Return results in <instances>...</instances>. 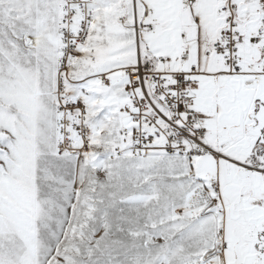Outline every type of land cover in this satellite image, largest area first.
I'll list each match as a JSON object with an SVG mask.
<instances>
[{"label":"snow or ice","instance_id":"snow-or-ice-1","mask_svg":"<svg viewBox=\"0 0 264 264\" xmlns=\"http://www.w3.org/2000/svg\"><path fill=\"white\" fill-rule=\"evenodd\" d=\"M0 264H264V0H0Z\"/></svg>","mask_w":264,"mask_h":264}]
</instances>
